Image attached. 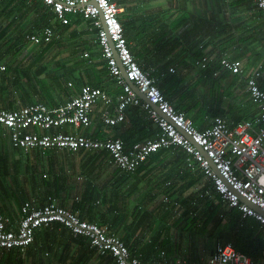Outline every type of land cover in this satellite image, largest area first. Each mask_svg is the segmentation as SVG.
I'll return each instance as SVG.
<instances>
[{"label":"crops","instance_id":"obj_1","mask_svg":"<svg viewBox=\"0 0 264 264\" xmlns=\"http://www.w3.org/2000/svg\"><path fill=\"white\" fill-rule=\"evenodd\" d=\"M115 1L120 8L119 20L126 27L125 31L129 44L136 58L144 69L151 72L153 78L160 80L159 86L164 90L171 91V95L179 100L180 86L177 85L180 81L184 82L183 85L197 83L199 96L207 94L211 97L208 113L200 121L196 119L199 129L208 127L216 115L222 116L230 122L253 119L258 115V104L247 92L246 82V79L259 66L264 69V17L256 0ZM30 2L33 3L34 0H29L28 3ZM69 15H71L69 22L71 27L68 23L66 27H63L66 28L63 29L64 33L63 30H60V33L58 32L60 40H57L51 48L46 47V42L43 45L29 48V44H33L28 38L30 32L27 29L22 30L20 25H16L15 28L11 29L10 35L15 36L11 39L14 44L18 42L16 45L19 50L16 53L8 50V52H4L2 60L0 59V109H12L34 102H44L50 106H57L72 96L78 95L81 86L85 84L101 87L116 101L122 87L111 76L107 61L102 56L97 39V29L82 14L71 13ZM52 23L56 26L61 24L54 21ZM0 24L3 26L5 22L1 21ZM42 26L44 27L46 24H42ZM19 30L23 32L21 34L26 36L29 41L25 37V39H22L17 35ZM71 32L72 37L69 36ZM74 39L82 43L81 48L83 51L78 60L71 59L73 61H69L66 66V64H62L55 59V56L60 45H71L73 47L76 44ZM25 41L27 44L23 46L22 43ZM203 56H208L209 62L218 63L223 58H229L230 61H239L242 64L243 72L242 74H236L219 66L217 75L208 74L207 71L203 72L193 65L199 57ZM9 64H13L14 71H10L12 73L8 72L3 76L2 66L6 69ZM16 67L25 70L26 73L23 75V83L25 84H23L25 87L22 86L23 89L12 87L10 83L11 77L16 78L20 73V70H15ZM54 67H61V69L65 67L69 70V75L64 76V80L60 79L62 75L57 73ZM172 68L173 71H171ZM2 78H8L9 81L6 84L2 83ZM61 80H63V83ZM181 102L180 100L176 101L179 109H182ZM103 107L102 101L97 103L91 113V123L88 127L76 128L66 125L51 131L79 133L102 140L120 137L124 141L126 139L131 145L146 140L156 131V124L147 118L146 111L138 105L129 106L125 121L116 125H109L104 122L102 118ZM94 123L99 130L88 131ZM104 125L116 128L118 133L109 135L108 132L102 129ZM37 151L40 150L25 151L14 147L9 139L8 131L0 126V160L3 159L1 155L5 154L9 161L7 166L11 168L21 158V152L30 155L29 157H23L25 158L24 163L27 161L26 165L30 169L24 167V170H22L23 176L18 180V184L10 176L5 178L4 183L6 182L9 196L0 193V208L7 215L15 217L20 207L28 201L36 206H43L48 202L49 196L56 197L60 205L71 208L70 205L73 201L79 202L81 200L83 192L91 193L95 185L98 187L102 185L103 176L100 174L103 170L99 167V169L93 171V158L95 157L88 155L85 149L69 151L53 148L46 150L44 153L40 151L41 154H37ZM90 151H93V153L107 152V155L102 156L104 159L100 158V161L105 170L103 172L107 173L106 177H110L115 167L111 166L113 162L111 163L109 152L105 149ZM107 161L111 165L107 164ZM145 162L144 165L140 166L143 167L138 172L142 176L154 169L155 171L170 167L175 170L179 168L183 171L188 169L187 154L184 150L156 152ZM31 166L36 169V172L39 169L41 173L39 171V173H34ZM197 170H199L197 176H204L199 168ZM31 174L34 175V181H39L38 188L32 184L33 177ZM202 183L210 184L206 178L202 180ZM2 185L4 184L1 182L0 187H3ZM160 185L158 184L159 187ZM158 186L149 182H140L139 184L137 182V185L132 189L127 185L123 188L124 199L119 196L120 198L116 199L117 201L114 199V202H112L107 194V191L111 189V185H109L105 190H101V193L99 190L93 193L95 196L93 205L92 203L87 204L85 208H80L77 211L81 217H84H82L83 219L108 226L110 231L122 238L125 243L133 246L138 252L148 255L152 250L150 241L156 240V237H159V240L166 237V230L163 228L165 231L157 230L152 236L139 237L138 234L139 227L143 226V222L151 213L149 209L144 208L145 205L154 206L156 204L152 198V202L149 203L150 191H155L159 188ZM185 186V183L178 179L173 187L177 190H183ZM194 189L197 190L198 188ZM190 190L192 188L183 190L180 197L187 196ZM146 197L148 198L147 201H145ZM173 198L178 199L179 196L174 194L171 198L164 197L163 200L167 199L169 201ZM138 199L140 200L139 203H137ZM112 203L117 206L120 215L115 216V211L110 208ZM185 204L177 201L178 214L186 210ZM223 204L227 206L225 202ZM178 214L177 216H179ZM252 219L256 220L255 218ZM55 224H59L56 227L57 233H51L46 229L39 234V237L36 235L39 241L35 236L34 243L26 250L17 249L21 253L22 262L17 263L10 257L6 262H0V264H59L58 262L62 257V252L59 253L61 251L60 247L67 242L65 236L73 232L60 223L50 224L49 227L52 228ZM260 225L264 228L261 223ZM161 231L162 235L159 234ZM63 232L65 235H60ZM75 239L77 242L74 244L75 252H80L81 255L92 254L88 259L89 261H78L79 263L82 262L80 264H96L97 261L99 262L100 255L111 257L112 261L117 264L111 254L97 252L90 245L88 238L79 235ZM173 242L176 241L173 240ZM180 242H182V238ZM53 244L54 248L52 249ZM84 247L87 248L88 252L84 250ZM216 247L217 245L212 249H208V251L203 250L204 252L196 262L205 261ZM4 251L10 250H2L1 253L3 254ZM153 253L155 255L154 260H156V252H152V256Z\"/></svg>","mask_w":264,"mask_h":264},{"label":"built area","instance_id":"obj_2","mask_svg":"<svg viewBox=\"0 0 264 264\" xmlns=\"http://www.w3.org/2000/svg\"><path fill=\"white\" fill-rule=\"evenodd\" d=\"M42 1L53 11L54 22L68 24L71 13H80L91 21L97 29L102 56L122 91L114 101L101 87L85 84L78 95L57 106L34 102L0 109V126L8 131L12 145L25 151L37 149L43 153L53 148L69 151L105 149L116 167L130 173L159 149L181 147L187 154L188 169L194 171L199 168L223 202L236 208L242 218H255L264 226V88L260 79L263 71L259 70L262 66L247 79V90L259 107L258 115L238 122L216 116L208 127L199 129L184 112L177 110L135 59L119 20L120 8L115 0ZM256 1L264 15V0ZM41 33L29 34L28 38L34 44H40L43 39L49 42L54 30L48 25ZM119 61L125 67L127 78L145 94L147 101L127 82ZM223 62L233 73L243 72L241 62L226 59ZM100 101L104 106L102 118L106 124L116 125L125 121L127 108L138 105L156 124L158 132L154 137L126 147L120 138L102 140L79 133L51 131L66 125L88 127L91 113ZM208 193V190L202 192L200 197ZM53 223H60L73 233L88 238L97 252L111 254L117 264H255L232 243L218 244L203 262L189 263L180 259L175 262L144 261L134 256L122 238L111 232L108 226L83 219L78 211L58 204L57 198L51 196L43 206L25 202L15 217L0 208V253L2 250H26L34 243L37 231ZM160 254L164 257L165 250Z\"/></svg>","mask_w":264,"mask_h":264},{"label":"trees","instance_id":"obj_3","mask_svg":"<svg viewBox=\"0 0 264 264\" xmlns=\"http://www.w3.org/2000/svg\"><path fill=\"white\" fill-rule=\"evenodd\" d=\"M28 1L29 0H0V22L1 21L5 22V25H3V26L0 24V56H1L0 59L1 60L3 58L4 52H8V50H9L10 52L16 53L19 50L17 48V45H16L18 42L14 44V42L11 39L15 36L10 35L11 29L15 28L16 25H20L22 30H24V31L27 29L28 32H30V34H40L41 32H43L45 26L43 27L42 24H46V26L50 25L54 30V34H53L52 40L49 42H46L47 48H51L53 45H55L57 40H60L58 38V32L60 33L61 28L66 27V24H62V23H61L62 25L58 24V26L52 24V21L54 18V13L52 10H50L48 8V6L45 5V3L42 0H34L33 3H31V2L28 3ZM262 15H263V12H262ZM68 16L71 19V15H68ZM263 17H264V15H263ZM68 25L70 26V23ZM123 28H124V34H125V36L128 40V43H129V39H128L127 33L125 31V28H126L125 25H123ZM21 33H23V32L19 30L17 35H19L22 39L24 37L26 38V36H23ZM69 36H71V37L73 36L72 32L70 33ZM26 40L29 41L27 38H26ZM44 42H45V40L43 39L42 42L38 46L43 45ZM26 44H27L26 41L24 43H22L23 46ZM5 45H7V46H5ZM129 46H130V49H131L135 59L137 60V62L141 66V68L144 69L142 64L136 58L130 44H129ZM204 57L206 58L205 60H204ZM224 59L230 60L229 58H223L218 63L212 62V61L209 62L208 56H203V57H199L198 60L195 61V63L193 65L196 69L202 70L203 72L207 71L208 74L217 75L219 72V69H217V68L219 66L222 69L230 72V69H228V67L223 62ZM193 65H191V66H193ZM12 66H13V64H9L8 66H6V69L5 68L3 69V71H2V73L4 74L3 76H5L10 71H12V72L14 71ZM259 67H258V69H259ZM21 68L17 69V67H16L15 70H17V71L20 70V73L16 78L11 77L10 83H11L12 87L23 89L22 86L25 85L23 83V79H24L23 75H25L26 73H25V70H22ZM144 70L146 72H148L149 75L152 77V74L149 70H146V69H144ZM173 70L174 69L172 68L171 71H173ZM259 70L263 71L262 72L263 75L260 79H261V87L264 88V69L261 68ZM12 72H10V73H12ZM236 74H238V73H236ZM153 79L155 80L156 85L164 93V95L175 105L177 110L184 112L186 117L191 119L193 121L194 125L197 127L198 125L196 124V119H197L198 115H196V114L192 115V113H188L187 110L183 109V107H182V109H179L176 101L180 100V96L178 98L179 100H177L175 98V96L171 95L172 94L171 91H168V89L164 90L162 87L159 86L160 80H157L155 78H153ZM8 81H9L8 78H6V79L2 78L1 79V82L5 83V84ZM246 82H248L247 79H246ZM178 84L179 85H177V86H180L181 90H183L186 87V85H188V83L183 85L184 84L183 81H180V83H178ZM196 85L198 86L197 83H196ZM247 92L249 93V95L251 97H253L251 95L250 91L247 90ZM179 93H180V91H179ZM258 109H259V107H258ZM216 116H214V117H216ZM249 119H252V118H249ZM244 120H248V119H244ZM156 132H158L157 128L151 137H154L156 135ZM151 137H149V138H151ZM120 139H122V138H120ZM124 142H125L126 147H129L131 145V143L126 141V139ZM175 150H182L183 151V149L181 147L172 146L169 148L159 149L157 152L161 153V152H165V151H175ZM86 151L85 152L88 155L95 157V158H93V163H94L93 171H96L97 169H99V167H101L102 170L105 171L104 168L102 167L100 158L103 160L104 158H102V156L107 155V152L103 151V152H99V153H93V151H90V150H86ZM18 152H19V150H18ZM37 154H41V152L37 151ZM153 154H156V152H154ZM29 156L30 155H26V154H23L21 152V158L19 159V161H17L14 164V166L10 168L9 166H7L9 161H8L6 155L5 154L1 155V158H3V159L0 160V183L2 182L4 184V185H2L3 187H0V193L2 195L9 196V191L5 185L6 182L4 183L5 178H8L10 176L11 179L14 180V182H16V184H18L19 183L18 180L20 179L21 176H23L22 170H24V167L25 168L29 167L28 165H26L28 163L27 161H25V163H24L25 158H23V157H29ZM111 163L108 162L107 164L111 165ZM185 164H186V159H185ZM111 166L115 167L114 172H112L111 176L106 177L107 173L102 171L100 174L101 176H103L102 185H100V187L95 185V187L93 188L91 193L90 192H88V193L83 192L81 200L79 202L73 201L70 205V207H71L70 209L77 211L80 208H85L87 206V204L90 205L92 203V205H93V202H95V198H94L95 196L93 193L98 192L97 190H99V192L101 193V190H105L107 188V186H109V185H111V189H109L107 191V194L109 196V199L112 202H114V199L118 200L120 198L119 196H121L124 199L125 194H124L123 188L127 187V185H129V187L133 189L134 186L137 185V182H138V184L140 182H146V183L149 182V183L155 184L156 186H158V184H161L160 187L158 186L159 188H157L155 191H150L151 197H150L149 203L152 202V200L154 199V203L156 202V204L154 206H152L151 213L149 214V216H147L145 221H148V224L150 227V225H153V223L156 222L154 215H157L160 218V220L162 221V228L166 230L165 231L161 228L162 231H165L166 237H163L165 239H162V240H159V237H156L155 238L156 240H154L155 242L153 240H151L150 245L152 247V250L150 251V253L148 255H144V254L138 252L137 249L133 248V246L126 243L134 256L141 257L144 261H153L155 255L153 253V256H152L151 253L156 252V256H157L156 260L175 262L178 259H180L183 262H189L190 263V262L198 261L199 256L201 255L202 251L209 249L208 244H207L208 241L214 242L213 247H215L218 244H226V243L231 242L237 250L248 255V257L255 264L264 263V232H263L264 228L260 225V223L258 221L252 219L251 217L242 218L241 213L236 208H231L228 205L225 206L223 204V201H222L220 195L212 188L211 183L210 184H208V183L203 184L202 180L205 179L204 176H202V175L197 176L199 173L198 172L199 170H197L198 168H196L194 170V171L197 170L196 171L197 173L190 170V169H189L190 171L188 169H187V171L186 170L183 171V170H180L179 168L177 170H175V169H172L171 167L168 169H162L160 171H155V169H154L153 171L145 173L142 176V175L137 174V173L139 172V170L143 166L139 167L135 172H132V173L125 172V171L121 170L120 168L116 167L114 163H112ZM29 169H30V167H29ZM37 170L39 171V169H37ZM32 171L34 173H39V172L41 173V171L36 172V169H34V167H32ZM33 174H31L32 177L34 176ZM37 175H39V174H37ZM26 176H27V174H26ZM178 179L181 180L186 185L185 187H183V190H188V189L192 188V190H190L188 195L185 197H180L183 194L182 189L177 190L176 188L173 187L176 185ZM32 184L34 186H36L37 188L39 187V181L38 180L34 181V177L32 178ZM165 184H168V185L166 186ZM194 188H198V189L195 190ZM207 190L210 193H208L205 196H203L202 198H200V193L206 192ZM174 194H177L179 196V198L178 199L173 198V200L169 199V201H167V199H165V201L163 200L164 197L165 198H167V197L171 198V196ZM92 196H93V198H92ZM160 197H161V203L158 205V200ZM151 198H152V200H151ZM175 200L179 201L181 204L186 203L185 204L186 210L184 212H180L178 214L179 208H177V201H175ZM90 201H92V202H90ZM58 204H59V202H58ZM224 206H225V208H224ZM110 208L113 209V211H115V213H116L115 216H117L119 214L118 208H117V206L114 205V203L111 204ZM144 208L148 209L149 206L145 205ZM177 214L179 216H177ZM163 215H165V216H163ZM115 216H113V217H115ZM171 224H174V225L176 224V226H178V227L180 226L179 229L181 228V230L178 234H174L173 228L176 231V233H177V229L175 227L171 226ZM188 225H189V230H190V232L188 234H190L192 236L191 240L193 242L198 241L199 245H200L201 236L204 235L203 236L204 242H203V244L201 243V245L204 246V249L203 250L202 249L194 250L190 254L185 256L184 255L185 253L183 251V247L181 244L182 242H180V240L184 234L183 230H186ZM57 226H59V224H55V226L52 228L49 226H44L40 229V231L38 230L36 235L39 237V234L42 233L43 231H45L46 229L51 231V233H57V229H56ZM158 231H160V230H158ZM162 231L159 234H161ZM60 235H65V234L63 232ZM161 235H159V236H161ZM77 236H79V235H75L73 233H69L65 236L67 238V242L65 245L60 247L61 251L59 253L62 252V254H61L62 257L60 258V260L58 262L59 264H80L83 262V260L85 261V260L90 259L91 255H92V254L90 255V253H89V255H81L80 252H75V250H74L75 245L74 244L77 243L75 241L76 240L75 238ZM173 236H174V239H173ZM38 237H37V240H38ZM176 238H180V239L176 240ZM152 239H154V238H152ZM173 240H175L176 242H173ZM53 248H54V244H53L52 249ZM84 250L88 252L87 248H85V247H84ZM162 250H165V252H166L164 257H162L160 254ZM1 254L2 253H0V262L1 263L6 262L10 257H12L14 259V261L17 263L22 262L21 253L18 252L17 249H12L10 251H4V253L2 255ZM76 258H78L79 260ZM81 260H82V262L79 263L78 261H81ZM96 264H115V263L112 261L111 257L106 256V255L105 256L100 255L99 262L97 261Z\"/></svg>","mask_w":264,"mask_h":264},{"label":"rangeland","instance_id":"obj_4","mask_svg":"<svg viewBox=\"0 0 264 264\" xmlns=\"http://www.w3.org/2000/svg\"><path fill=\"white\" fill-rule=\"evenodd\" d=\"M66 29V28H61V30ZM64 33V30H63ZM74 42L76 44H74V46L72 47L71 45H60L58 48V52L56 53L55 59L59 60L62 64H66V66L68 65L67 63L69 61H73L71 59H75L78 60L82 50V43H79L77 40L74 39ZM34 46H38V44H29V48L34 47ZM66 54H68L67 56H65ZM55 71L59 74L62 75V77L60 79H63L64 76H68L69 75V70L66 68L61 69V67H54ZM62 71V72H60ZM65 79V78H64ZM63 79V80H64ZM63 80H61V82L63 83ZM45 82V81H44ZM49 82V81H47ZM61 87V86H60ZM180 91V101H182V107L183 109L187 110L188 113H192V115L196 114L197 116V121H200L209 111V104H210V100L211 97L207 94H204L202 96H199V89L198 86L194 83L188 84L186 85V87L183 90H179ZM226 93H228V91H226ZM214 99V97H213ZM213 102V100H212ZM191 115V114H190ZM102 129L105 132H108L109 135H114L116 133H118V130L114 127H110V126H102ZM94 130H99V128L97 127V125L94 123V125H92L91 127H89L88 131H94ZM138 174V173H137ZM151 185V184H150ZM147 197L145 198V201H147ZM135 202V201H134ZM140 200H137V203H139ZM161 203V197L158 200V205ZM141 205V203H140ZM147 206H149V211L151 212L152 210V205L150 204H146ZM154 218L156 219L155 223H153V225L148 224V221H144L143 222V226H140L138 229V234L139 237L142 236H152L153 234H155V231L157 230H161L162 228V221L160 220V218L157 215H154ZM138 219V218H137ZM171 226L175 227L177 229V233L173 228V232L175 234H178L181 230V228L179 229L178 226H176V224H171ZM201 231V230H200ZM184 234L182 237V247H183V251H184V255H188L190 254L192 251L197 250V249H204V246L201 245V243L203 244L204 242V235L201 236V240H200V245L199 242H193L191 240L192 236L190 234H188L190 232L189 230V225L187 226L186 230H183ZM202 235V234H201ZM208 248L212 249L214 246V242H210L208 241ZM208 251V250H207ZM204 251H202L203 253ZM201 253V254H202Z\"/></svg>","mask_w":264,"mask_h":264},{"label":"water","instance_id":"obj_5","mask_svg":"<svg viewBox=\"0 0 264 264\" xmlns=\"http://www.w3.org/2000/svg\"><path fill=\"white\" fill-rule=\"evenodd\" d=\"M92 2H94V0H92ZM100 17H101V19H102V21H103V16H102V14L100 15ZM111 45H112V47L114 48V43L111 41ZM115 53H116V57H117V52L115 51ZM119 64H120V66H121V69H122V74H123V76L125 77V79L127 80V82L128 83H130L131 85H133L134 86V88H135V90H136V92H137V94L140 96V97H142L144 100H148L147 99V97L145 96V94L144 93H142L141 91H139L138 90V88L135 86V84L133 83V81H131V80H129L128 78H127V74H126V71H125V67L121 64V62L119 61Z\"/></svg>","mask_w":264,"mask_h":264}]
</instances>
